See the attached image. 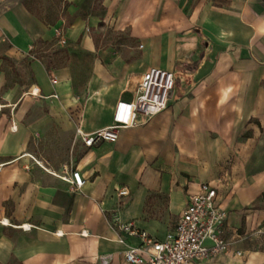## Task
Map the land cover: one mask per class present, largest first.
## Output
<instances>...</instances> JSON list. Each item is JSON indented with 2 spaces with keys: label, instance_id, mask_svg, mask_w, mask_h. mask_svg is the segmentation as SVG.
<instances>
[{
  "label": "crops",
  "instance_id": "crops-1",
  "mask_svg": "<svg viewBox=\"0 0 264 264\" xmlns=\"http://www.w3.org/2000/svg\"><path fill=\"white\" fill-rule=\"evenodd\" d=\"M23 1L0 0V264H130L116 221L161 240L201 182L227 250L195 264H264V0H61L65 23ZM148 67L166 107L85 147Z\"/></svg>",
  "mask_w": 264,
  "mask_h": 264
},
{
  "label": "built area",
  "instance_id": "built-area-1",
  "mask_svg": "<svg viewBox=\"0 0 264 264\" xmlns=\"http://www.w3.org/2000/svg\"><path fill=\"white\" fill-rule=\"evenodd\" d=\"M59 42L64 43V40L60 38ZM173 86L172 71L157 67L146 68L139 77L134 98L115 101L108 126L90 132H83L76 126L75 136L85 147L99 142H113L119 128L137 124V116L145 121L162 111ZM61 178L69 184L71 190H78L83 182L76 169H70ZM117 194L127 195L126 188H119ZM215 195L216 190L212 184L199 183L196 190L188 194L174 226L161 240L136 229L129 221H116L117 230L137 236L140 240L138 245L127 246L122 251L123 261L130 264H195L225 252L227 242L220 235L225 211L215 205ZM118 241L121 239L118 238ZM205 241L209 243L206 245Z\"/></svg>",
  "mask_w": 264,
  "mask_h": 264
},
{
  "label": "rangeland",
  "instance_id": "rangeland-1",
  "mask_svg": "<svg viewBox=\"0 0 264 264\" xmlns=\"http://www.w3.org/2000/svg\"><path fill=\"white\" fill-rule=\"evenodd\" d=\"M28 5L32 13L38 17L45 19H52L54 17H60L64 21L67 19L64 13V5L61 0H29ZM107 40L114 45L119 38H125V33H113L106 34ZM123 50V47H121Z\"/></svg>",
  "mask_w": 264,
  "mask_h": 264
},
{
  "label": "trees",
  "instance_id": "trees-1",
  "mask_svg": "<svg viewBox=\"0 0 264 264\" xmlns=\"http://www.w3.org/2000/svg\"><path fill=\"white\" fill-rule=\"evenodd\" d=\"M23 4L28 8L27 0L23 1ZM29 9V8H28Z\"/></svg>",
  "mask_w": 264,
  "mask_h": 264
}]
</instances>
